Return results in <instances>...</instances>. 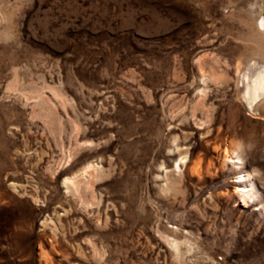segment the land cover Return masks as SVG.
Wrapping results in <instances>:
<instances>
[{"label":"rangeland","instance_id":"1","mask_svg":"<svg viewBox=\"0 0 264 264\" xmlns=\"http://www.w3.org/2000/svg\"><path fill=\"white\" fill-rule=\"evenodd\" d=\"M262 18L0 0V264H264V115L241 97Z\"/></svg>","mask_w":264,"mask_h":264},{"label":"bare ground","instance_id":"2","mask_svg":"<svg viewBox=\"0 0 264 264\" xmlns=\"http://www.w3.org/2000/svg\"><path fill=\"white\" fill-rule=\"evenodd\" d=\"M260 25L264 26V18H262V20L260 21ZM241 82V97L247 109L250 111V113L264 115V61L261 62L255 60L252 61L248 66H246L244 70H242ZM224 152V157L237 158L240 161L234 162L242 163V157L240 154L241 152L238 147L230 145L227 149H225ZM184 160L185 159H182L183 162ZM198 163L199 162L194 163V166L192 168L193 170H198ZM178 165L179 163L177 164V166ZM239 177V181H243L245 183L244 186L248 187L249 184L246 179V177H248V174L244 172ZM252 190L247 189V191H245V195L253 197L255 193ZM173 244L176 248L178 247L177 241L173 242Z\"/></svg>","mask_w":264,"mask_h":264}]
</instances>
